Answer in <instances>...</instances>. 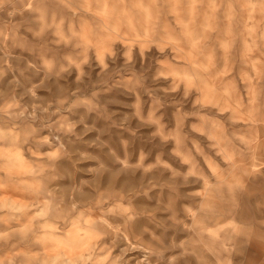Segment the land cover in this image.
Listing matches in <instances>:
<instances>
[{
	"label": "rangeland",
	"instance_id": "rangeland-1",
	"mask_svg": "<svg viewBox=\"0 0 264 264\" xmlns=\"http://www.w3.org/2000/svg\"><path fill=\"white\" fill-rule=\"evenodd\" d=\"M0 264H264V0H0Z\"/></svg>",
	"mask_w": 264,
	"mask_h": 264
}]
</instances>
